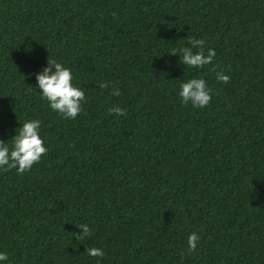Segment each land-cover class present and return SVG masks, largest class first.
I'll use <instances>...</instances> for the list:
<instances>
[{
    "label": "trees",
    "instance_id": "trees-1",
    "mask_svg": "<svg viewBox=\"0 0 264 264\" xmlns=\"http://www.w3.org/2000/svg\"><path fill=\"white\" fill-rule=\"evenodd\" d=\"M189 39L210 64L171 54ZM48 59L84 91L74 119L36 87ZM26 119L47 152L0 170L6 264H264V0H0V141Z\"/></svg>",
    "mask_w": 264,
    "mask_h": 264
},
{
    "label": "clouds",
    "instance_id": "clouds-1",
    "mask_svg": "<svg viewBox=\"0 0 264 264\" xmlns=\"http://www.w3.org/2000/svg\"><path fill=\"white\" fill-rule=\"evenodd\" d=\"M188 41V46H182L171 54L179 55L184 65L197 69L212 62L215 50L208 48L207 54H205L203 39H189ZM192 47L198 49L196 53L192 52ZM48 64L49 67H45L42 72L36 75V87L40 90L41 98L47 100L48 107L53 111L62 114L65 118L74 119L82 111L81 104L85 99L84 91L72 83L73 75L69 68L56 60L48 59ZM52 67H54V71L51 70ZM217 79L227 83L229 76L220 71L217 73ZM106 86V84L100 85L102 88ZM211 91L202 77L193 76L180 82L178 96L184 104L190 102L193 107L203 108L208 105L211 99ZM114 94L119 95V91L114 90ZM109 111L120 114L122 109L115 107ZM40 123L38 119H26L23 123H19L18 131L16 129L15 134L11 137V147L4 141H0V170L6 171L15 168L18 173H23L30 169L34 162H38L42 154L47 152L39 135ZM77 226L80 228V232L75 233L76 239L89 236L88 224L82 223ZM198 239L195 232L189 234L188 251L196 248ZM85 251L87 255L93 257L105 255L103 249L98 247H90ZM7 261V253L0 251V264H6Z\"/></svg>",
    "mask_w": 264,
    "mask_h": 264
}]
</instances>
